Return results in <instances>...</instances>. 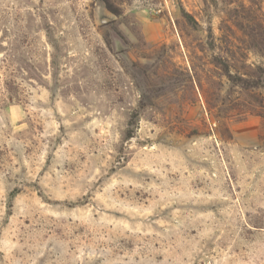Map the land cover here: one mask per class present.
<instances>
[{
  "label": "rangeland",
  "instance_id": "374dc122",
  "mask_svg": "<svg viewBox=\"0 0 264 264\" xmlns=\"http://www.w3.org/2000/svg\"><path fill=\"white\" fill-rule=\"evenodd\" d=\"M223 65L264 71V0H0V264H264V89Z\"/></svg>",
  "mask_w": 264,
  "mask_h": 264
},
{
  "label": "trees",
  "instance_id": "16d2710c",
  "mask_svg": "<svg viewBox=\"0 0 264 264\" xmlns=\"http://www.w3.org/2000/svg\"><path fill=\"white\" fill-rule=\"evenodd\" d=\"M110 10L113 13L118 14L114 9ZM181 14L187 22H194L192 17L188 13L182 11ZM222 72L229 82L240 84L242 88L251 87L254 89H264V71L261 68L257 67L255 70L252 71L253 73L250 75H242L239 73L232 75L228 69V66L223 65Z\"/></svg>",
  "mask_w": 264,
  "mask_h": 264
}]
</instances>
